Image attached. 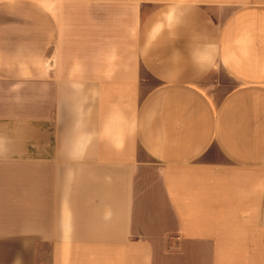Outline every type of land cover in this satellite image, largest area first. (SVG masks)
Returning a JSON list of instances; mask_svg holds the SVG:
<instances>
[{
    "label": "crops",
    "instance_id": "0c3cea01",
    "mask_svg": "<svg viewBox=\"0 0 264 264\" xmlns=\"http://www.w3.org/2000/svg\"><path fill=\"white\" fill-rule=\"evenodd\" d=\"M0 264H264V0H0Z\"/></svg>",
    "mask_w": 264,
    "mask_h": 264
}]
</instances>
